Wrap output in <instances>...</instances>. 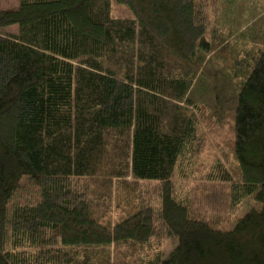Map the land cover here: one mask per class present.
I'll use <instances>...</instances> for the list:
<instances>
[{
	"label": "trees",
	"instance_id": "16d2710c",
	"mask_svg": "<svg viewBox=\"0 0 264 264\" xmlns=\"http://www.w3.org/2000/svg\"><path fill=\"white\" fill-rule=\"evenodd\" d=\"M230 119L222 229L177 185ZM0 264H264V0L0 8Z\"/></svg>",
	"mask_w": 264,
	"mask_h": 264
},
{
	"label": "rangeland",
	"instance_id": "374dc122",
	"mask_svg": "<svg viewBox=\"0 0 264 264\" xmlns=\"http://www.w3.org/2000/svg\"><path fill=\"white\" fill-rule=\"evenodd\" d=\"M18 4L19 0H0V8L4 9L17 8ZM114 13L116 16H126L128 11L123 6L115 5ZM17 31L18 27L15 26L5 30V33H16ZM211 124V130L208 129L207 133L211 136L212 140L216 139V141H212V145L207 146L204 153L195 161L193 165V169L197 172L195 179L179 180L177 187L181 194L190 198L192 208H200L208 219H219L221 221L220 228L231 229L239 218L246 215L252 208L258 207L259 204L253 198H249L241 205L232 208L230 205V190L227 185L201 179L206 172L211 171L217 156H221L224 152L226 154L229 152L226 142L232 139L231 119L223 124ZM216 142L220 143V145ZM225 153L222 155V159L225 166H228V164H232V160L229 156L225 159ZM142 184L144 190L149 189L150 192L154 190L158 192L159 188L157 184ZM117 214L118 211L114 209L111 216L118 217ZM164 247L169 252L172 249L171 242L165 241Z\"/></svg>",
	"mask_w": 264,
	"mask_h": 264
}]
</instances>
